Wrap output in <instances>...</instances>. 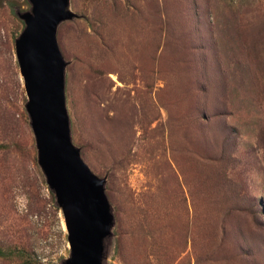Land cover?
I'll use <instances>...</instances> for the list:
<instances>
[{
    "label": "rangeland",
    "instance_id": "rangeland-1",
    "mask_svg": "<svg viewBox=\"0 0 264 264\" xmlns=\"http://www.w3.org/2000/svg\"><path fill=\"white\" fill-rule=\"evenodd\" d=\"M59 26L72 139L106 177V264H264V0H71ZM0 0V245L71 246L38 163ZM0 264H20L2 259Z\"/></svg>",
    "mask_w": 264,
    "mask_h": 264
},
{
    "label": "water",
    "instance_id": "water-1",
    "mask_svg": "<svg viewBox=\"0 0 264 264\" xmlns=\"http://www.w3.org/2000/svg\"><path fill=\"white\" fill-rule=\"evenodd\" d=\"M19 12L25 27L15 40L24 79L26 110L36 139L38 163L64 215L70 257L63 264H106L115 225L106 177L92 171L72 139L66 97V61L58 41L61 23L80 17L71 0H29Z\"/></svg>",
    "mask_w": 264,
    "mask_h": 264
},
{
    "label": "trees",
    "instance_id": "trees-1",
    "mask_svg": "<svg viewBox=\"0 0 264 264\" xmlns=\"http://www.w3.org/2000/svg\"><path fill=\"white\" fill-rule=\"evenodd\" d=\"M60 210V208H58ZM0 258L18 260L20 264H36L38 261L24 247L0 245Z\"/></svg>",
    "mask_w": 264,
    "mask_h": 264
}]
</instances>
